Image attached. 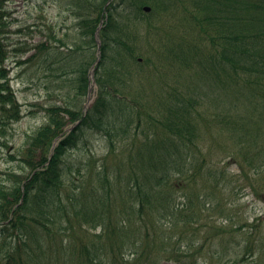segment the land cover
<instances>
[{"label": "trees", "instance_id": "16d2710c", "mask_svg": "<svg viewBox=\"0 0 264 264\" xmlns=\"http://www.w3.org/2000/svg\"><path fill=\"white\" fill-rule=\"evenodd\" d=\"M11 1L0 0L3 135L11 123L22 119V106L6 66L13 52ZM109 1L71 2L77 8L79 42L68 48L60 40L68 54L55 52L53 62H49L52 53L46 43L23 53L17 44L13 48L23 55L36 50L19 62L43 60V72H51L58 94L71 81H62L64 75L76 74V78L69 85L74 97L63 105L45 107L47 122L30 138L24 152L11 157L23 173L12 171L11 184H0V236L10 240L0 264H209L200 259L204 246H199L196 229H181L182 219L192 227L200 222L198 211L218 208L215 197L227 179L226 171L207 163L200 147L199 141L211 130L201 118L203 102L190 98L189 89L181 92L183 72L194 69L199 73L194 81L226 93L229 105H240L257 118L261 132L255 144L231 150L225 159L239 165L240 177L264 200V0H114L107 6ZM145 6L152 8L150 13L144 12ZM102 20V57L95 73L98 96L84 116L79 100L87 95L97 49L95 33ZM165 31L173 39L161 36ZM145 44L153 51L159 47L158 57L148 59L157 71L172 55L173 68L180 73L172 86L173 103L168 107L152 104L151 120L143 122L138 107L145 103L138 100L154 89L152 85L143 91L137 87L143 74L136 65ZM165 52L168 56H163ZM131 92H137L139 99L131 98ZM136 112L137 126L132 130ZM225 115L222 120L228 121L230 112ZM216 117H210L211 121ZM78 121L76 128L66 132ZM94 131L109 139L120 173L129 164L130 173L115 182L106 170L108 162L92 165L94 169L88 163L77 170L78 185L66 187L62 180L65 156L87 132ZM8 141L2 146L8 147ZM95 174L101 182L96 194L87 191ZM243 243H238L243 249L236 252L240 264L264 250V245L248 244L244 251ZM210 248L217 252V247Z\"/></svg>", "mask_w": 264, "mask_h": 264}, {"label": "rangeland", "instance_id": "374dc122", "mask_svg": "<svg viewBox=\"0 0 264 264\" xmlns=\"http://www.w3.org/2000/svg\"><path fill=\"white\" fill-rule=\"evenodd\" d=\"M71 2L74 0H32L30 2L13 0L8 4L14 22L9 35V43L12 46L10 49L13 52L7 62V67L10 71L11 85L19 103L22 104L24 118L18 123H11L12 126L7 127L6 135L0 133V184H11L9 174L12 171L22 173L18 161L12 160L11 157L15 156L17 150L24 149L31 134L45 121L46 113L43 107L63 104L73 96L69 85L76 77L75 74L64 75L62 81L66 79H71V81L64 88L62 94H58L51 84V79L54 78L51 72L48 71V74L43 72V60L36 59L25 64L19 62L28 59L36 50L23 55L17 54L13 48L17 44V49L23 53L42 42L46 43L52 53V56H49V62H53L55 52L68 54V48L73 47L80 38L79 20L75 14L77 8L71 7L69 5ZM171 18L173 19V16ZM171 31L173 30L171 29ZM164 34H167L166 31L161 33L162 36ZM55 37L57 40L54 39ZM164 37L173 39V35L168 37L164 35ZM60 40H64L68 44V48H63ZM141 51L145 57L153 55L150 52V47L146 44ZM157 53L156 48L154 55L157 56ZM163 56H168V52H165ZM172 62L173 58L167 60L169 66L163 68L160 77L155 75L153 83L148 84L149 82L144 81L141 83L144 86H139L141 91L150 85L154 87L153 90L147 92V95H144L143 102L149 105L146 107L147 109L152 104L155 106L164 104L165 107H168L173 103L172 86L173 82L177 83L176 78L179 77L180 72L173 68ZM143 70H147L149 73L155 71L154 68L149 69L146 64L143 65ZM183 73L186 78L180 84L181 92L189 89L187 94H190V98H197L203 102V107L198 108L202 114L201 118L205 120L203 121L204 126L211 129L207 131L208 134H205L204 141H199L200 147L207 156V163L210 166L215 164L220 172L226 171L227 179L224 184L221 183L219 195L215 197L218 208L207 212L198 211L201 213L199 215L200 222L192 224V227L187 225L185 219H182L181 229H196V233L192 229L190 232L199 237V246H204L200 253L203 256L200 259L207 260L209 264L212 262L213 264H240L241 257L236 258V252L240 253L243 249L238 245L240 241L244 240V251L248 244L254 248L264 245V200L247 188L250 185L240 177L239 165L233 164L232 160L229 161L225 157L231 150L239 151L241 146L254 145L261 130L257 126L258 123L255 122L257 118L250 117L251 111H246L240 105H229L226 93L215 92L214 89L213 91L194 81L199 77L196 69ZM156 74L159 73L156 72ZM157 78L158 80H156ZM170 87L172 88L170 89ZM208 89L210 93L206 94ZM93 93L95 96V88ZM136 93L131 92V98L139 99ZM161 111L163 113L165 110L161 109ZM226 111L230 112L228 121L222 120L226 116ZM206 114L210 117L213 115L217 117L211 121V118ZM218 117L221 118L220 122L217 120ZM219 123L221 127H219ZM7 139L10 149L2 146V143ZM107 141L103 134L94 135L86 146L83 145L80 149L70 153L68 156L69 165L75 167L78 163L87 161L91 156L96 158L106 156L109 151ZM214 143L217 144V147ZM197 157L200 158L199 153H197ZM129 167L131 168L130 164L122 170L121 174L119 168L111 166L108 168V173L123 180L130 173ZM65 177L67 178L68 174H65ZM100 186V181L89 184L87 191ZM88 235L92 236V231ZM209 246L217 247V252ZM9 248L10 240L0 236V261L3 259V252ZM244 264H264V250L258 251L254 257L250 256Z\"/></svg>", "mask_w": 264, "mask_h": 264}, {"label": "water", "instance_id": "95a60500", "mask_svg": "<svg viewBox=\"0 0 264 264\" xmlns=\"http://www.w3.org/2000/svg\"><path fill=\"white\" fill-rule=\"evenodd\" d=\"M147 10H149V9H147ZM100 45H101V44L99 43V48H100Z\"/></svg>", "mask_w": 264, "mask_h": 264}]
</instances>
